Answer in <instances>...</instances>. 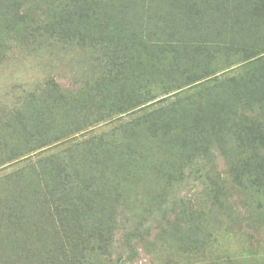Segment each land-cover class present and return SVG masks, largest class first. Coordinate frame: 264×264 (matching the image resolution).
Segmentation results:
<instances>
[{"label":"trees","instance_id":"16d2710c","mask_svg":"<svg viewBox=\"0 0 264 264\" xmlns=\"http://www.w3.org/2000/svg\"><path fill=\"white\" fill-rule=\"evenodd\" d=\"M57 35L104 54L105 60L96 62L98 76L77 90L107 96L113 109L124 97L130 101V113L152 107L156 95L162 105L145 116L133 115L134 123L144 118L145 126H119L141 129L140 141L137 137L131 145L113 144L105 141L109 135L95 134L77 145L85 147L84 152L73 157L76 146L66 147V142L83 128L62 134L54 130L45 136L43 126H53L54 120L44 117L37 96L29 95L7 121L10 128L3 130L4 138L12 141L0 139V172L16 167L0 176L3 264L30 263L36 254L25 245L20 222L54 225L69 218L68 206L76 205L72 194L79 187L93 188V178L100 177L98 171L108 173L117 152L143 174L142 161L149 154L142 149L171 151V162L160 163L152 174L156 183L170 182L183 179L190 163L212 157L214 148L224 147L221 140L232 141L233 136L242 153L235 171L246 172L243 180L259 195L261 207L255 209L264 216V0H0V48L14 42L35 47L43 37ZM44 91L57 103L67 100L70 107L80 102L90 108L81 95H62L53 80ZM92 95L93 103L97 96ZM104 120L99 117L97 123ZM228 150L230 155L237 148ZM129 180L128 174L108 180L113 194L107 200L104 224L114 223L120 202L129 197L125 193ZM93 189L101 194L99 185ZM34 215L38 220H31ZM185 215L182 223L166 229L169 240L180 244L179 250L196 253L200 264H236L215 250L211 237L219 222L209 223L210 215L204 212L189 210ZM260 224L263 221L256 220L244 229L253 234Z\"/></svg>","mask_w":264,"mask_h":264},{"label":"rangeland","instance_id":"374dc122","mask_svg":"<svg viewBox=\"0 0 264 264\" xmlns=\"http://www.w3.org/2000/svg\"><path fill=\"white\" fill-rule=\"evenodd\" d=\"M28 44L6 43L4 49L0 48V139L12 141L4 138L3 130L10 128L7 121L11 116L15 117L13 112L20 109L31 94L40 101L39 108L43 106L44 117L50 116L54 120L53 126H43L45 136L54 130L56 134H62L64 130L77 126L83 128L82 132L69 137L66 142V147L76 146L72 151L73 157L84 152L85 147L77 145L95 134L109 135L105 140L107 143L131 145L142 130L138 131L136 127L119 130V126H145L144 118H140L137 125L133 115L145 116L146 112L162 105L157 102L161 97L156 95L151 101L156 102L152 107L130 113V101L124 97L118 101L121 106L113 109L114 103L111 102V105L107 96L93 90L89 93L77 90L98 76L100 68L96 62L105 60L103 52H93L88 44L69 43L58 35L55 38L43 37L35 47ZM49 80L58 83L64 96L81 95L88 106L91 103L90 108H85L80 102L75 103L76 107H70L67 100H62V103L52 100L54 96L44 91ZM36 89L39 90L35 92ZM44 94L47 97H43ZM92 94L97 96L93 103ZM237 113L247 116L246 112ZM99 117L105 120L97 123ZM129 120L133 123L129 124ZM226 132L229 133L228 129ZM234 139L233 136L232 141L223 138L222 150L214 148L212 157L190 163L183 179L170 182L156 183L152 174L156 173L160 163L171 162V151L142 149L149 154L148 160L142 161V165L146 166L143 174L137 173L132 160H125L118 152L115 153L113 156L117 159L110 164L108 173L98 171L100 177L93 178L92 186L96 188L99 185L101 194L99 189L87 187L85 191L79 187L72 194L76 205L68 206L71 210L69 218L54 225L41 221L42 229L40 221L20 222L18 229L25 233V245L33 250L32 255L36 254L30 263L25 264H200L199 255L179 250L180 244L172 243L166 235L171 223H182L187 219L184 214L189 210L209 214L207 219L212 221L209 223L219 222L220 228L212 233L211 240L220 255L231 256L236 264H264V216L255 209L260 206L261 199L243 180L246 172H241V169L236 172L237 159L242 153L241 144ZM231 147L237 150L227 155ZM11 169L0 172V176ZM126 174L130 175L125 191L129 197L125 195V201L120 202L114 223L104 224L102 218L108 215H104V210L108 197L113 194L110 188L112 181L108 180L123 179ZM31 220L38 219L34 215ZM256 220L263 221L259 231L253 234L246 232L244 227ZM109 229H112V236ZM49 234L51 237L48 239L45 236ZM42 236L46 238L43 241ZM127 254L133 255L126 257ZM54 256L57 258L53 259ZM0 264L3 262L0 261Z\"/></svg>","mask_w":264,"mask_h":264}]
</instances>
